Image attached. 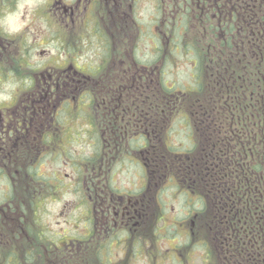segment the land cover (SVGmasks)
<instances>
[{
  "label": "flooded vegetation",
  "instance_id": "af4514ba",
  "mask_svg": "<svg viewBox=\"0 0 264 264\" xmlns=\"http://www.w3.org/2000/svg\"><path fill=\"white\" fill-rule=\"evenodd\" d=\"M231 1L0 0V252L36 264L153 259L157 186L170 174L156 147L171 144L172 18L214 30ZM12 16L24 25L11 29ZM59 160L71 173L44 171ZM63 177L83 208L57 232L45 216ZM187 246L172 247L181 263L197 254Z\"/></svg>",
  "mask_w": 264,
  "mask_h": 264
},
{
  "label": "trees",
  "instance_id": "16d2710c",
  "mask_svg": "<svg viewBox=\"0 0 264 264\" xmlns=\"http://www.w3.org/2000/svg\"><path fill=\"white\" fill-rule=\"evenodd\" d=\"M229 6L214 30H187L183 49L195 57V74L187 87L173 84L170 97L173 117L185 113L192 145L157 146L156 161L188 200L197 198L200 208L185 219L188 235L204 245L211 264H264V0ZM155 219L158 236V204ZM0 264L36 258L10 250L0 252Z\"/></svg>",
  "mask_w": 264,
  "mask_h": 264
},
{
  "label": "rangeland",
  "instance_id": "374dc122",
  "mask_svg": "<svg viewBox=\"0 0 264 264\" xmlns=\"http://www.w3.org/2000/svg\"><path fill=\"white\" fill-rule=\"evenodd\" d=\"M28 2L30 3V1ZM181 5L182 4L180 3L173 2L174 15V9H178ZM9 23L11 29L15 30L24 25V20H22V17L16 18L12 16V18L9 19ZM172 25L180 29L182 25L181 17L177 16L174 19ZM184 31L185 30H171L172 39L174 40L175 38H180ZM171 57L172 64L169 68V71L172 84H176V88L180 89L189 86L193 81V76L195 74V69L193 66L194 59L192 58V55H187L180 50H174L173 53L171 52ZM184 115L185 114L183 113L175 115L173 117L170 139L171 141L174 140V142H176V144L178 143V145L181 147H189L192 145V142L190 140V128L188 126L187 118H185ZM73 150H75V152H80L82 155L83 145L74 144ZM47 160L50 161L51 159L48 158ZM53 169L56 171L62 170V172L64 173H71L72 170V168L66 166L62 160H59L58 165H52L51 163H49L47 166H45L44 171H52ZM70 178L71 177H63L64 180H62L61 183L66 187L65 191L53 195L56 201L49 202V204L47 205L48 209L45 217L53 224V226H50V228L54 229L57 232H61L63 229L69 226V224H66L65 222V219L69 214V216H74L75 214L79 215L82 213L83 206L80 207L78 211H75V208L72 209L75 206L76 200L79 198V196L72 193L70 189H67L71 188L70 184L72 183V181ZM125 180L126 179L122 178L119 179V181L124 183ZM176 190L177 189L175 187L170 186H167L164 189L165 197L163 198L165 202L163 203L162 207V215L164 217V221L159 224L160 237L157 240V246L162 248V253L158 254V252H156L152 260H148L147 258H140L138 264H179V262L177 261V257L171 258L170 256H168V253L172 252L173 250H171V248L178 244L179 246L186 245L187 240L182 238V236L188 235V233L190 232V226L188 222L185 221V219L189 217L188 213L191 212L188 210L187 206L188 195L176 192ZM82 201L83 195H81L79 202L76 204L81 205ZM196 206L198 207L199 203H197ZM66 207H68V209H71L70 212L64 209ZM198 250L199 255L195 257L196 260L192 262V264H201L203 258L206 257L205 249L202 244L201 249L198 248ZM183 253L188 256V253L185 250L183 251Z\"/></svg>",
  "mask_w": 264,
  "mask_h": 264
}]
</instances>
